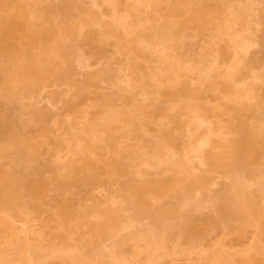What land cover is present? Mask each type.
<instances>
[{
    "label": "bare ground",
    "instance_id": "obj_1",
    "mask_svg": "<svg viewBox=\"0 0 264 264\" xmlns=\"http://www.w3.org/2000/svg\"><path fill=\"white\" fill-rule=\"evenodd\" d=\"M6 1L8 2V0H0V9L2 10V12L0 10V53L6 55L8 58V63H6L7 65L5 64L3 68L7 79L5 80V86H7L9 83L19 82L22 84V89L28 92L43 88L48 85L50 81H57L59 78L61 79L62 76L59 77V71L61 68L64 69V63L65 66L67 65L66 63L69 64V62L66 61L68 60L67 58L70 59L68 55L70 53L72 54L70 49H74L75 47H69L66 44L65 40L67 38H73L75 41L78 37L85 36L88 41H92L94 39L93 42H95L97 39L100 42V46H98L99 51L103 52L104 49L101 43L105 41L107 37H113L118 40V48L120 51H125L124 49H126V45L129 43L131 44V42V46L134 43L133 46H135V49L137 51L140 50L141 45L139 47L138 43L142 42V39H144L145 36L141 39L142 41L139 37L142 35V33L140 35L137 34L139 35V39L135 40L134 38H131L130 40L132 35L130 34L128 36V33H130L128 32V29H136V26L138 23L140 24V22H142V19L147 20L146 22H149V25H155L154 29L158 27L155 24L156 22L153 23L155 20L154 18L156 17H153L152 15L146 16L147 11H145V15L142 17V10H139L141 5H145L144 8L151 7V9H157L159 13H156L157 11H155V13L157 16L159 14L160 17H162L164 21V23L161 25L162 28L159 31H156L157 35L160 37L159 39H163L169 35V30L173 29L174 23L171 25V21L173 20L176 23L180 19L176 25H179L178 27L183 26L185 29L186 27H191L192 25L198 24L199 22H201V24H199L201 27H204L212 22L207 9L203 6L202 0H167L166 2L164 1L165 3H163V5L166 6V3L168 2L167 7L163 5L161 6V0H132V2H130L128 5L126 4V6L124 5V7H122V5L120 6L119 0H94V3L99 1L102 3H107L112 9L110 14L112 16L111 21L108 23L105 22V29L101 34L98 35V37H96L94 29V26L96 25L94 22V17H96V14L89 8L83 7L81 5L78 6L83 15L77 19L71 18L70 16L63 17L64 15H62L63 18H60L59 15L55 13L53 2H49V5L46 6L47 8H44L42 12V10L40 11V8L36 9L34 6L36 5L35 3L37 1L32 2L31 0H15L13 2L14 4H9L11 6L10 11V8H6V6H9L7 5L8 3L6 4ZM247 2L249 4L245 2L246 4H243V6L239 7L238 10L234 9L233 12L231 11L230 15H232L230 17H226L223 14L224 17L221 16L222 20L220 19L222 21L220 22L221 25L218 26V30L216 29L217 27L215 28L218 31L216 32L217 34L215 36L218 38V40L222 39V34L224 36V33L229 31V34H227L230 36L229 43L235 42V48H233L236 50H233V62L231 65L222 66L219 63L222 70L218 68L219 65L217 67L216 63H214V66L197 65L202 63L201 60V63L199 62L197 64L195 63V65H188L187 63L190 60L182 58L180 54L177 55L173 51L171 52L170 49L173 50V47L170 48V46H166L164 44L162 45L158 42V46H150L148 44L146 47L144 44V55H147V52H149L148 56L144 57L148 58L149 54H154L156 59H153L156 60V64H158L159 69H155L156 71L153 70L151 73L150 66V70L144 72V70L148 69V65L141 67V69L139 68L140 72L143 68H146L142 70V76L146 75V73L147 76H149L148 73L154 76V80L156 82L151 88V93L157 98H160L161 96L172 99H180V97L189 98L190 93L192 94V92L187 93L189 90V88H187V86H189L188 83L191 82V79H189L190 81L188 80L190 77H196L197 84L202 85L204 83L203 85H206L205 87H207L208 90H215L219 85H217L218 82H216V80L214 81V79L222 78L221 90L224 94L223 100L226 104L228 102L227 105L225 104L226 106L224 108L228 113V121L226 123L218 121L219 119L215 120L213 117L207 114L200 113L197 106H191L190 109L184 112L186 115V129L188 130V134L186 136L187 144H185L182 152L178 153L174 150V141L167 129V125L169 123L175 125L179 123L177 117L169 113L167 107L156 106L154 102H151L153 100H149V97V101L139 100V102H135L136 104L134 105V108L131 110L127 109V112H124L126 110L123 111L121 108L119 110H117V108L114 110L112 107L106 109V113L104 111L105 114L102 113L103 115L100 114L101 116H99V118L101 117L99 129L95 128L94 125L85 124L83 128H81L82 132H80V134L76 133L74 136L72 135L74 133H72V131L74 130H68L71 132L70 135H72L73 141H71L72 143L70 142V146L68 145L69 148H66V150H68L67 153L76 154L82 149V151L89 150L90 153L95 154L96 152H100L98 149H103L107 146L112 147L115 144L116 138L112 136V132L124 130L127 133V131H129L126 136H128V134L131 135L134 132H139L140 134L136 133L137 136L135 138H140L141 140L142 138L140 135H142L141 133L145 131V127L149 124L153 125L155 142L153 141L154 150L151 153L152 157L144 158L141 157L143 154L141 156L140 154H137V152L141 151L140 147L142 145L137 148L139 151H137L136 148L134 149L132 146V149L128 150V164L120 165L117 168L118 174L126 175L136 173L138 176H142L147 173V171L140 168L142 165H155L156 167L165 166V169L171 172V176L166 179L162 178L163 180H150L148 178L147 180L140 179V181H130L122 185V189L125 190V194L121 198L122 202L124 205L129 204V207L134 209L135 215H138L145 210L150 212L149 210L154 208L153 206L151 208V205H153L152 202L157 201L158 203V201H161V197H167V195L170 197H177L180 195L181 191H184L183 193L190 196L193 194L192 192H194L195 189H204L209 186L210 179L203 173H200L201 166L207 165L209 171H221L224 174L226 173L230 178V181L224 185L219 193L193 200L189 210H195L197 211V214H192L193 216L187 214V217L181 221H178V223L172 224L165 222L162 219L161 222L160 218L173 216L180 210V205H162L163 209L160 211V213L157 212L156 214H153L154 220L151 226L143 228L140 230V233H136V231L134 234L118 239L108 247L106 250V255L110 257V259L113 261V264H129L128 260H133L137 256L141 255L143 251L144 261L142 264H154L153 256L155 252L160 251L163 254L170 255L172 253H178L182 251L185 252V250L192 249L195 247L193 240L194 234L203 220L200 214V211L203 207H210L215 212L216 216H209L207 219L214 223V227L220 226L223 233L226 235L234 234L241 241H243L245 238H247V232L249 229H254L258 231V233L264 232V172H259V170L255 168L263 155L261 148H264V85H262V82L264 81V73L262 72L260 74H256L255 72H251L250 70H253L250 68L252 65L251 60V65L246 63L248 64L247 66L244 63L245 56H247L246 54L248 53L249 48H251L253 42H256L254 38L257 36L255 37V34L252 35L253 32L251 35L243 33L241 34V32H237L236 28L234 27V25L239 24L236 23L238 20L242 23L243 16L241 15L244 14L242 12L246 13V11L249 9V6L251 7L253 5L248 0ZM12 8L14 9V12ZM237 8L238 7H236V9ZM11 11L13 14L10 13ZM239 12L241 15H239ZM6 13H9V15ZM184 14L186 18H180L181 15ZM235 16H237L236 18L239 19H236ZM39 19L43 25L41 23L37 24ZM240 19L242 20L240 21ZM156 21L158 20L156 19ZM212 25L213 23L211 26ZM85 27L88 29L85 30ZM248 29L251 31V28ZM222 30L223 32H221ZM246 30L247 29H244V33H246ZM147 31L150 30L148 29ZM150 34L151 31L148 35ZM152 34L156 35L153 32ZM98 41L97 43H99ZM72 43L74 45V42ZM155 47L158 48L155 49ZM223 48H225L224 51L227 49L225 46H223ZM154 55L152 57H154ZM243 63L246 65L247 70L246 67H243L245 68V71L243 68L241 71H244L245 74L244 72H238L244 65ZM135 64L136 63H132L131 65L133 69L136 68ZM223 67L225 69H223ZM233 68H235L234 70L236 71L235 73H237V75L234 74V70L231 71ZM249 71L255 74H249ZM128 75L130 77L123 75V80L128 87H145L142 85L145 84L146 80L144 78H147V76L142 77L143 79H140L141 81H139V79L134 80L130 73ZM181 77L183 79H181ZM249 77L251 80H247ZM184 78L188 81L186 82ZM207 80H209V82ZM258 81H260V83H258ZM205 82L208 83L206 84ZM10 88V86L5 87V92H9ZM12 90L13 89H11V91ZM140 93L141 92L137 94ZM187 94L188 96H186ZM193 95L194 94L191 96L193 97ZM36 101L34 100V102ZM253 108L258 109V115H255L252 111H250ZM212 118L215 120V122ZM99 133H106L102 139V145L99 146L98 144L93 143V145L91 144L92 146H90L88 145L89 143H86L88 138L94 137V140L98 139L97 134ZM229 134H234L235 136L228 137ZM62 138L60 139L62 140ZM23 141L26 142L25 140H21V146H19L18 141L17 145L19 147L16 145L17 141L13 142L12 144L16 145H14L16 150L18 147V153L21 154L22 150L25 149L24 151H26L27 154L29 153L28 155H34L36 150L34 151V149L30 148L26 149L27 146L25 147V143ZM137 144H139L138 141ZM126 147L127 149L129 148L128 145H126ZM55 155L58 160H61V158L64 160V163L62 162L64 165L62 164V166L69 176H74L78 171L77 168H86L85 170H89L94 168L93 166L95 165L91 164L90 158L86 155L85 157L80 156L79 160L76 161L77 163L74 160H71L72 157L69 158L68 154L67 156H63L62 154L55 153ZM88 155L90 154L88 153ZM0 156H2V153ZM65 156L66 158L64 159ZM116 156H118L117 150L113 158H109L105 161L103 169L110 170L113 165L118 164L117 162L119 160L117 161V158H120V156ZM19 185H23L24 188L27 185L26 188L28 190H38V192L42 189L36 188L40 184H35L34 187V185L31 183L24 184V181L19 180V177L6 176L4 170L0 167V205L3 207H8L10 199H13L14 196L17 197V188ZM38 188H40V186ZM256 191L259 192L258 195L256 194ZM34 193L36 194L37 192ZM108 203L107 205H109L111 202L109 204ZM112 203L115 206L114 202ZM184 205L186 204L184 203ZM10 206L12 205L10 204ZM96 206L97 205H95V207ZM114 206L109 205L100 209L96 207L98 210L96 209L95 212L92 211L94 212V215L96 214L95 216L100 220L97 224H94L91 221L90 223L88 220L86 221L83 219V224L85 223L86 226H89V228L92 230L93 228L95 229V236L97 238H103L105 236L109 237L111 234L116 235L115 231L118 233L121 229H124L125 227L129 228L131 226L133 227V224H135L132 223L134 222L133 214L126 215L124 219H122L123 221H121V217L118 216L122 210L126 211L128 207L118 206V208H114ZM3 221L5 224L7 219H3ZM9 224L11 225L12 223L10 222ZM32 224H34V222H31V224H21V227L13 226L11 228V233H9L11 235L9 236L8 240L11 242L12 248H14L13 251H15L17 254L16 259L22 261L25 264H33L38 258H40V256L44 254L41 250L44 246L40 247L39 244L32 243V240L37 242L39 238L40 240L41 238H50V234H48L44 228L43 230H37ZM116 227L117 229H115ZM73 231L74 230L72 228L69 229V232ZM128 241L132 242L133 246L136 248L132 256H130L132 257L130 259L129 256L125 255L122 250L123 244ZM141 245H143L142 248H140ZM66 247L68 249H65ZM49 250V255H53L54 258L57 257L58 261L65 262L66 264H86L88 261H90V259L93 258V256H96L97 258V256L99 257V255H101L98 252L86 254L76 248L75 245L68 243H65V245L63 243L61 246L55 247L52 245ZM226 254L227 255H225L224 258H222L219 262L217 261L211 264H264V237L258 234L257 238L249 247L231 253L226 252ZM135 261L136 260L134 259L133 263ZM0 264H11V262L9 260L6 261L0 259ZM135 264L138 263L136 262ZM198 264L208 263H206V261H201V263L199 262Z\"/></svg>",
    "mask_w": 264,
    "mask_h": 264
},
{
    "label": "rangeland",
    "instance_id": "obj_2",
    "mask_svg": "<svg viewBox=\"0 0 264 264\" xmlns=\"http://www.w3.org/2000/svg\"><path fill=\"white\" fill-rule=\"evenodd\" d=\"M14 1L15 0H8V2L6 1V4L8 3L7 5H9ZM31 1H37L35 3L37 6H34L36 9L40 8V11L42 10V12L44 8H47L46 6L49 5V2H53L55 13H57L60 18H63L65 16H70L71 18L76 19L79 18L83 15V13H81V10L78 8V6L80 5L91 9L96 14V17H94V22L96 24L94 26L96 37H98V35L101 34L105 29V22L108 23L112 19V16L110 15L112 9L105 2L102 3L99 1L100 3L95 2V4L94 0ZM164 1L166 2L167 0L160 1L161 6L163 5V3H165ZM248 1L253 4L251 7L249 6V9L251 10L248 9V11H246L247 14L241 11L242 13H244L242 15L239 12V15L243 16V20L240 19V21L242 20V23L238 20V22L236 23L239 24L234 25V27L236 28V31L239 33L241 32V34L243 33L251 35V33L253 32L252 35L255 34V37L257 36L256 38H254L256 42H253L251 48H249L248 53L246 54L247 56H245L244 63L250 64L251 60L252 65L250 64V68L253 70L250 71L255 72L256 74H260L262 72L264 73V0ZM119 2L120 6L122 5V7H124V5H128L130 2H132V0H119ZM202 2L211 18L212 22L210 24L201 27V25H199L201 24V22H199L198 24L192 25L191 27L188 26L189 28L186 27L185 29L183 26L178 27L179 25H176V23L178 24V21H180L179 18L176 23L172 19L173 21H171V25L174 23L173 29L169 30V35H167V37L163 39H159L160 37L156 33V31H159L162 28L161 25L162 23H164L162 17H160L159 14L158 16L156 14L159 13L158 10L155 8L151 9V7L144 8L145 5H141L139 10H142V14L140 13L142 17L143 15H145V11H147L146 16L152 15L153 17H156L154 18L155 20L153 23L156 22L155 24L156 26H158V30L157 28L154 29L155 25H149V22H146L147 20L145 19H142V22H140V24L138 23L139 26L137 25L136 29H128V32H130H127L128 36L130 34L132 35V37H130V40L131 38L137 40L139 39V37L141 40L145 36V38L142 39L143 41L141 40L143 43H138L139 47L141 45L140 50H138L139 52L135 49V46H133L134 43L131 46L132 42L131 44L129 43L126 45V49H124L125 51H120L118 48V40L113 37H107L106 40L101 43L104 49L103 52L99 51L98 46H100V42L97 39L95 40V42H93L94 39L92 41H88L85 36L78 37L75 41L73 38H67L65 40L66 44L69 47H75L74 49L72 48L73 51L69 48L72 52V54L69 52L70 56L68 55V57H70V59L67 58L69 61H66L69 62V64L66 63V67L64 63V69L61 68V70L59 71V77L62 76L64 79L61 77V79L59 78V80L57 81H50L48 85L43 88L36 89L35 91H25L24 89H22V84L19 82L9 83L7 84V86H5V80L7 79L4 74L3 68L5 64L8 63V58L6 55L0 53V155L2 153V156H0V167L4 170L6 176H16L19 177V180L24 181V184L31 183L32 185H34V187L35 184H40V188H38L39 186H37L36 188H42L38 192V190H28L26 188L27 185L25 186V188L23 185H19L17 188V197L14 196L13 199H10L8 207H3L2 205H0V259L6 261L9 260L11 264H25L22 261L16 259L17 254L15 251H13L14 248H12L11 242L8 240L9 236L11 235L9 233H11V228L13 226L21 227V224H31V222H34V224H32L34 225V228H36L37 230H43L44 228V230L47 231L48 234H50V240L43 238H41L40 240L39 238L37 242H35V240H32L33 242L31 241L32 243L39 244L40 247L44 246L41 249L43 251L42 253L44 254L40 256V258H38L37 261H35L33 264H64L65 262L58 261L57 257L54 258V256L49 255L48 252L50 251L49 248L52 245L54 247L61 246V244L63 243L64 245L65 243L75 245L76 248L86 254H93V252H98L101 254L99 255V257L97 256V258L96 256H93V258L90 259V261H88L86 264H113V261L110 259V257L106 255V250L108 249V247L118 239H121L127 235L134 234L136 231V233H140V230H142L143 228L151 226L154 220L153 214H156L157 212L160 213V211L163 209V206L174 204L180 205V210L178 211L179 213L177 212L173 216L167 218L159 217L160 220L162 219L165 222H169L172 224L178 223V221L186 218L187 214H197V211H192L191 209V211L189 210L193 200L219 193L224 185L230 181V178L226 173L224 174L221 171H209L207 165L201 166L200 173H203L210 179L209 186L204 189H195V191L192 192L193 194H191L190 196L183 193L184 191H181L180 195L177 197H170L167 195V197H163L164 200L161 197V201H158V203L157 201L152 202L153 205H151V208L152 206L154 208L149 210L150 212L145 210L140 214L135 215L134 209L129 207V204L124 205L122 202L121 198L125 194V190L122 189V185L130 181L137 182L140 181V179L147 180L148 178L150 180H163L162 178L166 179L171 176V172L165 169V166L156 167L155 165H142L140 168L147 171V173L142 176H138L136 173L126 175L118 174L117 168L120 165L128 164V150L132 149V146L134 149H137L142 145L140 147L142 153L140 151L137 152V154H140V156L143 154L141 157L144 158L152 157L151 153L154 150L153 141L155 142L154 129L152 124H149L145 127V131L141 133L142 135H140L142 138L141 140L140 138H135L137 136L136 133L140 134L139 132H131L132 134L130 133L131 135L128 134V136H126V134L129 133V131H127V133L124 130L112 132V136L116 138L115 144L113 143L114 145L112 147L107 146L103 149H98L100 150L99 153L96 152L95 154H92L89 150H87L89 151L87 152L86 150L82 151L81 149V151L76 154H70L67 153L68 150H66V148H69L70 142L73 141L72 135L74 136L76 135V133L80 134V132H82L81 128H83L85 124L94 125V127L98 129L100 128L101 117L99 118V116H101L100 114L104 113V111L106 113V109L112 107L114 108V110L116 108L117 110H119L121 108L123 111L126 110L124 112H127V109H133L134 105L139 102V100H153L151 102H154L156 106L167 107L169 113L177 117L179 123L176 125L169 123L167 125V129L171 137L173 138L174 150L178 153H181L185 144H187L186 136L188 134V130L186 129V115L184 114V112L190 109L191 106H197L200 113L207 114L213 117L215 120L219 119L218 121L222 123H226L228 121V113L224 109L228 102L227 104L224 102V94L221 90L222 78L219 77L221 80L218 78L214 79V81L216 80V82H218L217 85H219L215 90H208L207 87H205L206 85H203L204 83L202 84L203 86L197 84L196 77L192 76L193 78H188V80L191 79V82L188 83L189 86H187V83L186 86L187 88H189L187 93L192 92V94H194L193 97L190 93L189 98L180 97V99H172L166 98L164 96L157 98L154 94L151 93V88L156 82L154 80V76L152 74L150 75V73H148L149 76H147V73L146 75L142 76L141 72L146 68H143L141 72L139 70V68L141 69V67H144L145 65H148V69L144 70V72L150 70L149 66L151 68V73L153 70L156 71L159 69L158 64H156L157 62L155 60L156 58L154 54V57H152L153 55L151 54H149L148 58L144 57L148 56L149 53L147 52V55H144V44L147 47L148 44L150 46H158L159 43H161L162 45L164 44L166 46H170V48L173 47V50L169 48L170 51L175 52V54L177 55L180 54L184 59L190 60L187 63L188 65H195V63H201V61L203 64L201 63L197 65L214 66V63H216L217 67L219 65V69H221L220 64L222 66L231 65V63L233 62L232 55L236 50L234 49L235 42L229 43L230 36L227 35L229 34V31L227 30H224L227 31V33L225 32L224 36L222 34V39H219V42L218 38L215 37L217 34L216 32H218V26L221 25L220 22H222L221 16L224 17L225 15L226 17H230L232 15H230L231 11L233 12L234 9L238 10L239 7L243 6V4L245 5L246 3H249L247 2V0H202ZM167 4L168 2L166 3V6H163L167 7ZM9 6H6V8H10V11L11 6ZM236 7L238 8L236 9ZM155 11L157 12L155 13ZM10 13H12V11ZM6 14L9 15V13ZM62 15L64 16L62 17ZM236 17L237 16H235V18ZM180 18L185 19V14L181 15ZM156 19L158 21H156ZM40 23L41 22L39 19L37 24ZM212 23L213 25L211 26ZM41 24L43 25V23ZM146 27H149L148 29L151 31L150 35H148L150 31H147L148 29ZM248 28H251V31ZM86 29L88 28L85 27V30ZM244 29H247L246 33H244ZM247 31H249L250 33ZM152 32L156 35H153ZM221 32H223V30ZM141 33L142 35H140ZM137 34H139L140 36ZM215 38L217 41L215 40ZM69 39H71L72 41ZM97 41L99 43H97ZM72 42H74V45ZM223 46L227 47L225 51V48H223ZM157 48L158 47H155V49ZM132 63H136V68H132ZM244 65L242 67L240 66L241 69L239 68L240 71L238 72L245 71V68L243 67H246V65L248 66V64H246L245 66ZM242 68L244 69V71H241L243 70ZM223 69L225 68L223 67ZM234 69L235 68L231 69V71H233ZM233 72L237 75V73H235V70ZM251 72L249 74H255ZM129 73L134 80L139 79V81H141L140 79H143L142 77L147 76V78L145 77L144 79L146 81H149H145V84L142 85L145 87H128L123 78L124 76L128 77ZM182 77L181 79H183ZM249 78L247 80H251V78ZM185 80L186 82L188 81L187 79ZM207 81L209 82V80ZM208 82L205 83L207 84ZM258 83H260V81H258ZM262 83V85H264V81ZM8 85L11 87L10 91L11 89H13L14 91L12 90L11 92H5L4 88L9 87ZM139 92L141 93L137 94ZM186 96H188V94ZM34 100L37 101L34 102ZM31 103L35 104L36 106L32 105ZM250 111H252L255 115L259 114V111L256 108H253ZM71 129L74 131H72ZM68 130L74 133L70 135L71 132H69ZM105 134L106 133L97 134L98 136H96L98 137V139L96 140L93 139L94 137L88 138L86 143H89L88 145L90 146H92L93 143L100 146L103 144L102 139L104 138ZM234 136V134L228 135V137ZM60 138H62V140ZM21 140L26 141H23L25 143V147L27 146L26 149L30 148L34 149V151L36 150V152L38 151L37 153L35 152V156L32 154L28 155L29 153L27 154L26 151H24L25 149H20L22 150V152L21 154L18 153V147L22 145H20V143H22ZM137 141L139 144H137ZM13 142H16V145L17 143L19 144V146L17 145V150L15 147L16 145L12 144ZM125 144L128 145V149ZM149 145L153 147H150ZM116 150L118 151V156H120V158H117V161L119 160L117 162L118 164L113 165L110 170L103 169L105 161L109 158H113ZM137 151H139V149H137ZM261 151L263 155L255 168L259 170V172H264V148H261ZM55 153L62 154L63 156H67L68 154V157H72L71 160H74L75 162L79 160L80 156L85 157L86 155L90 158L91 164H95L93 166L94 168L89 170H85L86 168H77L78 171H75V177L73 175L69 176L62 166L64 160L62 158L61 160H58ZM88 153L90 155H88ZM66 156L64 157V159L66 158ZM34 192L37 193L35 194ZM258 193L259 192L256 191L257 195ZM108 202L111 203L109 204ZM112 202H114L115 206ZM107 203L110 206H114V208H118V206L128 207L126 211L122 210L118 216H120V220L123 221L122 219H124L126 215L133 214L134 222L132 223L135 224H133V227L131 226L129 228L125 227L124 229H121L118 233L117 231H115L116 235L111 234L109 237L105 236L103 238H97L95 236V229L93 228L92 230L91 228H89V226H86L85 223L83 224V219L97 224L100 220L95 216L96 214L94 215V212L97 208L100 209L102 207L105 208L109 206L107 205ZM184 203L186 205H184ZM10 204L12 206H10ZM95 205H97V208L95 207ZM200 214L203 220L194 234L193 240L195 247L189 250H185V252L182 251L178 253H172L170 255L163 254L160 251L155 252L153 256L154 264H196L197 262L201 263V261H206V263L208 264L210 262L211 264L217 261L219 262L222 258H224L225 255H227L226 252L231 253L249 247L257 238L258 234L264 237V232L258 233V231L254 229H249L247 232V238H245L243 242L234 234H224L220 226L214 227V223L207 219L209 216H216L215 212L210 207H203L200 211ZM3 219H7L5 224ZM10 222L12 223L11 225L9 224ZM71 228L74 230L73 232H69V229ZM115 229H117V227ZM91 236L93 237V239ZM142 246L143 245H141L140 248H142ZM65 249L68 248L66 247ZM122 250L125 255L129 256L130 259L132 258L130 256H132L136 248L133 246L132 242L128 241L123 244ZM134 259L136 261L133 263ZM134 259L128 260V263L135 264L137 262L138 264H142L144 261V251L141 255L137 256Z\"/></svg>",
    "mask_w": 264,
    "mask_h": 264
}]
</instances>
